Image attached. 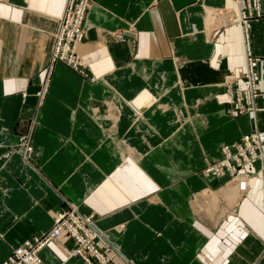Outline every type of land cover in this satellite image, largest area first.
Here are the masks:
<instances>
[{
    "label": "crops",
    "instance_id": "1",
    "mask_svg": "<svg viewBox=\"0 0 264 264\" xmlns=\"http://www.w3.org/2000/svg\"><path fill=\"white\" fill-rule=\"evenodd\" d=\"M90 2L83 76L48 68L66 0H0V264L68 204L96 216L108 264H264V0L248 25L259 95L237 116L224 81L245 84L235 0ZM253 131L262 158L240 172L247 190L217 211L207 196L211 209L201 192H218L230 173L203 169ZM25 135L28 155L6 156ZM73 246L63 235L41 264H85Z\"/></svg>",
    "mask_w": 264,
    "mask_h": 264
},
{
    "label": "built area",
    "instance_id": "2",
    "mask_svg": "<svg viewBox=\"0 0 264 264\" xmlns=\"http://www.w3.org/2000/svg\"><path fill=\"white\" fill-rule=\"evenodd\" d=\"M235 2L239 9V24L241 25L243 43L245 46L246 73L244 77L246 78V89L240 91V89L235 88L234 86L237 85L236 81H231L226 84L225 92L228 102H231V96L233 97L232 109L229 113L230 116L242 115L254 110V108H250V105L257 94V80L254 66L258 59L253 56L250 48L248 25L251 20L262 16L260 0H235ZM90 3V0H67L65 10L62 16L57 20L58 27L54 31L55 33L52 34L54 37L51 49L52 62L59 61L69 65L71 62L75 70H79V68L84 66L78 59L76 42H82L85 36L83 25L85 24L88 4ZM80 6L83 8L81 12L79 11ZM69 31L71 33L70 39H68ZM81 33L82 35H80ZM64 49H66V51H64ZM71 58L73 59L72 61L70 60ZM37 96L39 97V94H37ZM21 147H23V145H21ZM27 149L28 147H25V150ZM20 150L22 152L23 149ZM221 151L225 159L224 167L228 170L243 168L248 163L255 164L262 158L261 145L257 132L246 134L233 144L223 145ZM214 172L216 173L217 171L214 170ZM239 175L242 174L240 173L237 176ZM89 218L90 220L88 222L87 219L76 214V210L74 209L68 215L67 219L56 222L51 231L43 234L41 238H34L32 242L27 241L13 248L9 258L3 264H29L25 260L34 257L38 261L33 264H40L41 260L38 247L40 248L41 245L54 241L53 238L50 237L54 230H56V234L67 233L74 240L77 245L76 254L79 255L85 264H108L110 258L103 255L102 251H109V249L103 241L99 239V236L93 232L91 225H93L94 218L91 216H89ZM20 249L22 252L18 253ZM98 252L100 254H98ZM74 253L72 251L71 255Z\"/></svg>",
    "mask_w": 264,
    "mask_h": 264
},
{
    "label": "rangeland",
    "instance_id": "3",
    "mask_svg": "<svg viewBox=\"0 0 264 264\" xmlns=\"http://www.w3.org/2000/svg\"><path fill=\"white\" fill-rule=\"evenodd\" d=\"M66 5H67V0H66V4H65V7H66ZM65 7H64V10H65ZM64 10H63V12H64ZM62 12V13H63ZM261 13H262V11H261ZM87 14H88V11H87V13H86V16H87ZM263 14V13H262ZM62 16V14L60 15V17ZM262 17V16H261ZM58 20V19H57ZM85 22H86V17H85ZM57 23V25H56V28L58 27V21L56 22ZM83 31L84 32H87V30L85 31V24L83 25ZM55 33V32H54ZM86 35V34H85ZM54 38V37H53ZM84 38H85V36H84ZM83 38V39H84ZM83 39H82V41H83ZM81 43H78L77 44V48H76V52H77V56H78V46L80 45ZM52 49V48H51ZM51 52L52 51H50V53H49V69L51 68V66L53 65V64H55V63H57V62H59V61H54V62H52V60H51ZM78 58H79V56H78ZM79 61L81 62V60L79 59ZM258 62H259V59H258ZM63 63V62H62ZM82 63V62H81ZM65 64V63H64ZM69 67V66H68ZM72 69V68H71ZM72 70H74V69H72ZM79 72L78 73H80L81 75H83V76H85L87 73H86V66L84 65L83 67H81V68H79ZM49 71L50 70H48L46 73V79L45 80H43V82L41 83V84H39V86H38V90L35 92V94H39V98L40 99H42L43 97H44V95H46V93H47V88H48V84H49V77H50V74H49ZM75 71V70H74ZM254 71H255V68H254ZM77 72V71H76ZM243 78H244V81H245V84H244V86L243 87H239L238 86V84L237 85H235L234 87L235 88H238V89H240V91H243V90H245L246 89V78L243 76ZM225 81V80H224ZM41 93V94H40ZM257 94H256V97L254 98V101H252L251 102V109L252 108H254V105L256 104L255 102H256V100H257V98H258V95H259V92H258V86H257V92H256ZM37 96V95H36ZM227 96V95H226ZM246 114V113H245ZM247 114H249V113H247ZM255 131H253V132H250V133H248V134H252V133H254ZM258 134V133H257ZM246 135V134H245ZM26 136V135H25ZM244 136V135H243ZM243 136H241V137H243ZM239 140V139H238ZM237 140V141H238ZM22 141V142H21ZM236 142V141H235ZM235 142H233V143H235ZM233 143H231V144H233ZM21 145H23V147H21ZM31 144H30V141H29V138L26 136V138H22L21 140H18V144L16 145V147H14L13 148V150H10L8 153H6V156L7 155H9V154H12V153H21V150L20 149H23L22 151H24L25 150V147L27 148L28 147V152H27V154H25L26 152H24V153H22L21 155L22 156H25V155H28V153L31 151V146H30ZM221 148H222V146L219 148V152H220V159H218L217 161H215V162H213V163H208V164H206V166H205V168L203 169V174H205V175H211V176H213V177H215V178H219V177H221L224 173H230V180H229V182H231L230 184H228V185H225L222 189H220L218 192H211L210 194L209 193H207V191L206 190H204L203 192H201V197L204 199V200H207V198L209 197V195H213V196H216L217 197V200H218V204H217V209H216V211L217 210H220V208H222V207H224V206H228L229 208H232V207H234V206H236L237 204H238V201H239V199L241 198V196L245 193V191L247 190V176L245 175V174H242V175H239V176H237L238 174H240V172L243 170V168L245 167H243V168H236V169H232V170H228V169H225V167H224V161H225V159L223 158V153H222V151H221ZM30 150V151H29ZM247 165H250V164H247ZM236 167V166H235ZM233 168V167H232ZM215 170V171H217L216 173L215 172H212L211 173V171L210 170ZM236 176H237V178H236ZM239 184H244L245 185V188L242 190H240V191H238V189H236L237 188V186H239ZM237 191H238V193H237ZM225 195H227L226 196V198H225ZM230 195V196H229ZM208 196V197H207ZM200 197V198H201ZM227 198H229V199H227ZM208 200H209V198H208ZM228 200V201H227ZM209 206H211V209L213 208L214 209V207H213V205L210 203V200H209ZM73 207H75V206H72V204H68L66 207H64V208H60V209H58V211L57 212H55V214H54V216H55V219H54V222H53V224H52V226L47 230V231H45V233H47V232H50L51 231V229L53 228V226L55 225V223L56 222H59V221H61L62 219H67V217H68V215L74 210V208ZM76 214H78L79 216H82L83 218H85V219H87V221L89 222V220H90V218H89V216H91V217H93L94 218V221L93 222H95V224H96V222H97V218H96V216L94 215V214H82V213H80L79 211H78V209L76 208ZM222 210V209H221ZM117 228H119L120 230H121V228H123V226H119V227H117ZM45 233H42V234H39V235H37V236H34L33 238H31V239H29V240H25V241H23V243L22 244H24L25 242H27V241H29V242H32V240L34 239V238H37V237H40L41 238V236L43 235V234H45ZM102 234L104 235V233L102 232ZM46 236V235H45ZM44 236V237H45ZM64 236L66 237V238H68L69 240L71 239L72 241H73V243H74V246H73V248L75 249L76 247H77V245H76V243L74 242V240L67 234V233H64ZM105 236V235H104ZM106 238V237H105ZM58 240V239H57ZM107 240V239H106ZM56 241V240H55ZM108 241V240H107ZM53 241H51L50 243H52ZM49 244V243H48ZM47 244V245H48ZM19 245H21V244H18V245H16V246H14L13 248H15V247H18ZM108 246H109V249L111 248V246H110V244H108ZM44 248H42L41 250H40V252L43 250ZM74 249H71V251L70 250H68V251H70L71 253H72V251L74 250ZM112 250V249H111ZM67 251V252H68ZM11 252H12V250H11ZM40 252H39V254H40ZM111 252V251H110ZM2 264V263H1ZM40 264H41V261H40Z\"/></svg>",
    "mask_w": 264,
    "mask_h": 264
},
{
    "label": "bare ground",
    "instance_id": "4",
    "mask_svg": "<svg viewBox=\"0 0 264 264\" xmlns=\"http://www.w3.org/2000/svg\"><path fill=\"white\" fill-rule=\"evenodd\" d=\"M88 8H89V4H88ZM79 11L81 12V11H83V8L80 6L79 7ZM84 32V31H83ZM68 35H69V37H68V39H70V36H71V33H70V31L68 32ZM80 35H82V33L80 34ZM81 41H79V42H76V44H78V43H80ZM64 51H66V49H64ZM79 59V58H78ZM71 61L73 60L72 58L70 59ZM81 64V63H80ZM83 64V63H82ZM67 66H69L70 68H74L73 66H72V63L70 62V65L69 64H66ZM74 70H75V68H74ZM75 71H79V70H75ZM232 77L230 76V77H228L226 80H225V84H227V83H229V82H231V81H233L232 79H231ZM230 79V80H229ZM225 89V88H224ZM231 100L233 101V97L231 96ZM232 101L230 102L231 104H232ZM256 141H257V139H256ZM223 145H225V144H223ZM222 145V146H223ZM25 152L27 151V150H24ZM25 154H27V152L25 153ZM249 164V163H248ZM250 164H252V163H250ZM247 166V165H246ZM210 170V169H209ZM212 172H214V170H212L211 171V173ZM245 188V185L244 184H239V186H237V189H238V191H240L241 189L243 190ZM238 191H237V193H238ZM226 196V195H225ZM230 196V195H229ZM226 198V197H225ZM227 199H229V198H227ZM228 201V200H227ZM75 210H76V207H73ZM77 211V210H76ZM94 221V220H93ZM91 228H92V230H93V232H95L98 236H99V239H101L102 241H103V243L108 247V249H109V246H108V241L106 240V238H105V236L102 234V231L97 227V225L95 224V222H93V225H91ZM123 228H121V230H122ZM116 231H120V229L119 228H116ZM56 232V230H54L53 232H52V234H51V238H53V240L55 241V240H57V239H60L64 234L62 233V234H60V233H58V234H56L55 233ZM48 244V243H47ZM47 244H44V245H41V247L39 248L38 247V252H40V250L42 249V248H44ZM76 251V248L73 250V253ZM110 251H112L111 250V248L109 249V251H102V254L103 255H105L106 253H109ZM20 252H22V250L20 249L19 251H18V253H20ZM77 253V251L72 255V256H77V257H79V255H77L76 254ZM11 254V251H10V253H9V255ZM72 254V253H71ZM98 254H100L99 252H98ZM9 255L3 260V262H2V264L9 258ZM27 263H29V264H33V263H35V262H37L38 260L34 257V258H28V259H26L25 260Z\"/></svg>",
    "mask_w": 264,
    "mask_h": 264
}]
</instances>
